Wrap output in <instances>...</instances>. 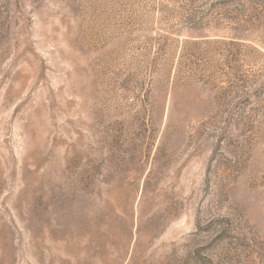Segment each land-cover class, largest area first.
Masks as SVG:
<instances>
[{
	"label": "rangeland",
	"instance_id": "rangeland-1",
	"mask_svg": "<svg viewBox=\"0 0 264 264\" xmlns=\"http://www.w3.org/2000/svg\"><path fill=\"white\" fill-rule=\"evenodd\" d=\"M0 264H264V0H0Z\"/></svg>",
	"mask_w": 264,
	"mask_h": 264
}]
</instances>
